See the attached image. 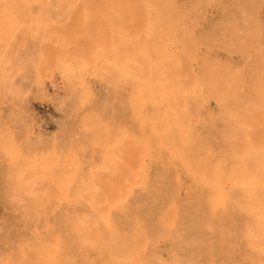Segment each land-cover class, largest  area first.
I'll return each mask as SVG.
<instances>
[{"label":"rangeland","instance_id":"obj_1","mask_svg":"<svg viewBox=\"0 0 264 264\" xmlns=\"http://www.w3.org/2000/svg\"><path fill=\"white\" fill-rule=\"evenodd\" d=\"M0 264H264V0H0Z\"/></svg>","mask_w":264,"mask_h":264}]
</instances>
